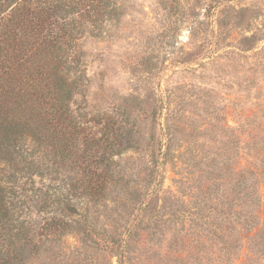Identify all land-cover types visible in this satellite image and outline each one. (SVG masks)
Returning a JSON list of instances; mask_svg holds the SVG:
<instances>
[{
	"label": "rangeland",
	"instance_id": "1",
	"mask_svg": "<svg viewBox=\"0 0 264 264\" xmlns=\"http://www.w3.org/2000/svg\"><path fill=\"white\" fill-rule=\"evenodd\" d=\"M79 42L84 85L72 108L102 120L91 123L96 131L114 122L130 140L115 171L142 184L153 141L167 153L165 201L151 204L160 221L136 230L125 264H264V230L247 239L264 227V178L254 209L261 225L249 232L244 223L248 172L264 174V0H117L100 36ZM32 177L42 191L65 184L63 175ZM115 195L90 216L97 231L127 235L136 208ZM173 212L184 217L167 221ZM80 242L65 235L52 264H94L99 254Z\"/></svg>",
	"mask_w": 264,
	"mask_h": 264
},
{
	"label": "trees",
	"instance_id": "2",
	"mask_svg": "<svg viewBox=\"0 0 264 264\" xmlns=\"http://www.w3.org/2000/svg\"><path fill=\"white\" fill-rule=\"evenodd\" d=\"M116 1L0 0V264L38 259L52 264L63 255L60 243L67 234L79 236L81 244L99 254L93 259L84 252L81 262L89 257L94 264H108L106 257L112 255L125 264L133 238L160 221L151 204L165 201L167 153L161 143L153 141L140 184L115 171L114 157L132 148L129 139L121 140L115 123L106 121L96 131L94 121L72 108L84 85L79 40L86 34L100 36L104 21L116 13ZM34 175L50 181L63 175L65 184L34 189ZM248 176L244 223L252 232L261 225L254 209L262 201L264 174L250 170ZM114 192L112 201H129L136 208V224L127 235L97 231L90 216L96 202ZM183 217L173 212L167 221ZM263 230L247 239L255 241Z\"/></svg>",
	"mask_w": 264,
	"mask_h": 264
}]
</instances>
